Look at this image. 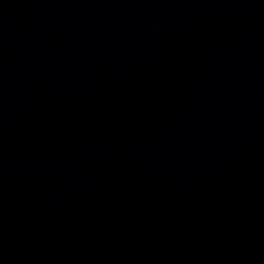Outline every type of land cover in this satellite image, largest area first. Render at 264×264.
Wrapping results in <instances>:
<instances>
[{
	"label": "water",
	"instance_id": "95a60500",
	"mask_svg": "<svg viewBox=\"0 0 264 264\" xmlns=\"http://www.w3.org/2000/svg\"><path fill=\"white\" fill-rule=\"evenodd\" d=\"M0 264H264V0H0Z\"/></svg>",
	"mask_w": 264,
	"mask_h": 264
}]
</instances>
